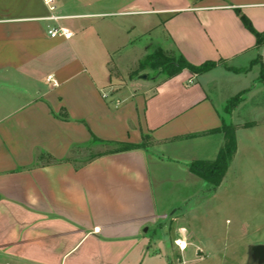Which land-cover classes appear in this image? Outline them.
<instances>
[{"label":"crops","instance_id":"1","mask_svg":"<svg viewBox=\"0 0 264 264\" xmlns=\"http://www.w3.org/2000/svg\"><path fill=\"white\" fill-rule=\"evenodd\" d=\"M52 5L0 0V264H181L162 234L172 206L161 209V192L189 188L196 198L203 185L192 186L205 183L188 165L213 161L224 141L215 130L228 99L221 104L218 95L264 89L255 67L235 73L220 64L243 69L259 57L264 71V46L236 14L261 33L264 0ZM49 28L71 35L51 39ZM157 47L193 66L219 64L149 82L152 70L140 63ZM262 123L235 129L234 156L239 135ZM124 145L135 148L118 151ZM90 146L101 150L74 158ZM179 243L193 248L188 258L179 253L184 264L206 259L199 243Z\"/></svg>","mask_w":264,"mask_h":264},{"label":"rangeland","instance_id":"2","mask_svg":"<svg viewBox=\"0 0 264 264\" xmlns=\"http://www.w3.org/2000/svg\"><path fill=\"white\" fill-rule=\"evenodd\" d=\"M164 53L170 54V52ZM257 58L255 57L252 61H256ZM249 64L243 69L248 68ZM254 67L259 71V65L254 64L251 68ZM146 71H148L147 81L149 82L160 74L159 71H149L148 69ZM257 82L263 84L259 80ZM236 88H240V86L234 89L229 88L225 93H220L218 99L213 95L216 102L222 104L224 98L229 99L238 94V91L233 93L236 92ZM252 95H246V93L240 95L233 102L236 103L235 106L225 113L226 122L235 129L245 128L246 125L263 124L264 111L259 112L256 108L249 114L250 112L246 109L249 106L255 108L257 105H262L264 89H260ZM245 97L248 106L242 104ZM244 106L247 115L242 112ZM262 128L259 130L260 132L255 130L251 134L246 133L245 137L239 135L238 154L234 156V159L232 158L233 161H230L221 180L223 181L222 186L217 191L215 198H210L212 189L206 182H204L205 184L196 182V185L192 186L195 187V191H198L197 187L200 186V183L203 185L199 195L193 199L190 196L194 189L188 188L184 193V190H168L169 186H163L159 201L161 209L172 207L167 211L168 219L165 221L162 234L165 237V243L171 250L172 260L177 259L181 264H184L180 254L186 248L179 249L180 240L186 241L187 245L189 242L199 243L205 249L204 257L206 259L193 264H251L250 247L264 245V127ZM260 136L263 142L259 141ZM99 150L101 148L86 147V149L74 153L76 155L74 158L77 161L87 160ZM184 195L187 200L181 202L180 198ZM180 227L184 229L185 233L177 232ZM155 233L158 234L157 227L149 234L153 236ZM192 250L193 248L189 246L188 251L186 250V258ZM196 255L201 256L202 254L197 253ZM155 261L158 263V260Z\"/></svg>","mask_w":264,"mask_h":264},{"label":"trees","instance_id":"3","mask_svg":"<svg viewBox=\"0 0 264 264\" xmlns=\"http://www.w3.org/2000/svg\"><path fill=\"white\" fill-rule=\"evenodd\" d=\"M236 14L239 16V19L246 30H248L255 38L256 47L264 46V31L259 33L256 32L248 19L236 11ZM219 63L217 62H205L198 66H193L186 62L180 55L171 53L167 55L159 47L154 48L153 51L140 63V68L148 67L152 71H160L161 76L171 77L176 75L180 71L186 69L193 74H203L207 71L213 69ZM223 67L231 72L240 73L245 72L246 70L253 67L254 64L259 65V75L257 80L261 83L264 82V71L261 67L260 58L258 57L256 61H251L250 66L246 69H232L227 67L224 63H220ZM246 93V91H241L235 96L229 98L224 105L223 112L226 113L231 110L236 103V99ZM251 126V125H250ZM245 127H249L246 125ZM220 132L223 135V144L219 149L216 158L213 161H193L188 165V170L191 174L195 175L199 179L208 183L212 190H214L221 182L224 177V174L228 168L232 157L236 152V138H235V128L230 125L228 122L224 121L221 123L219 129L215 130ZM135 148L134 145H124L119 148L118 151H124L127 149Z\"/></svg>","mask_w":264,"mask_h":264},{"label":"built area","instance_id":"4","mask_svg":"<svg viewBox=\"0 0 264 264\" xmlns=\"http://www.w3.org/2000/svg\"><path fill=\"white\" fill-rule=\"evenodd\" d=\"M44 4L48 7V9L50 11H53L54 6L52 5V0H43ZM51 21H56L57 17L50 15V17L48 18ZM47 35L49 38H57V37H62L64 39H68L70 37V33L65 30V29H61V28H49L47 30ZM180 250H184L179 246Z\"/></svg>","mask_w":264,"mask_h":264},{"label":"water","instance_id":"5","mask_svg":"<svg viewBox=\"0 0 264 264\" xmlns=\"http://www.w3.org/2000/svg\"><path fill=\"white\" fill-rule=\"evenodd\" d=\"M141 78L145 79L146 77L142 76ZM250 251L251 264H264V245H253L250 247Z\"/></svg>","mask_w":264,"mask_h":264},{"label":"bare ground","instance_id":"6","mask_svg":"<svg viewBox=\"0 0 264 264\" xmlns=\"http://www.w3.org/2000/svg\"><path fill=\"white\" fill-rule=\"evenodd\" d=\"M179 246L183 249L185 247L184 243L179 244Z\"/></svg>","mask_w":264,"mask_h":264}]
</instances>
